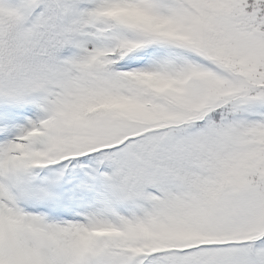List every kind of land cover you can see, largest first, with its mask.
Segmentation results:
<instances>
[{
  "label": "snow or ice",
  "instance_id": "obj_1",
  "mask_svg": "<svg viewBox=\"0 0 264 264\" xmlns=\"http://www.w3.org/2000/svg\"><path fill=\"white\" fill-rule=\"evenodd\" d=\"M0 264H264V0H0Z\"/></svg>",
  "mask_w": 264,
  "mask_h": 264
}]
</instances>
